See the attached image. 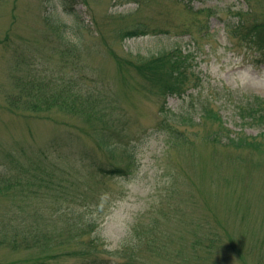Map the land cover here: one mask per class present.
<instances>
[{
    "label": "rangeland",
    "instance_id": "1",
    "mask_svg": "<svg viewBox=\"0 0 264 264\" xmlns=\"http://www.w3.org/2000/svg\"><path fill=\"white\" fill-rule=\"evenodd\" d=\"M46 13L59 23L79 18L98 29L96 38L86 30L71 36H83L88 79L119 119L109 124L112 142L121 155L134 148L137 169L130 176L101 172L124 160L107 161L87 121L6 107L11 81L4 36L15 37L17 48H28L24 39L43 41ZM238 19L264 24V0H0V172L9 175L7 162H60L44 199L27 202L11 195L19 191H0V225L10 219L22 225L37 211L52 221L40 227L48 235L45 250L3 244L0 264H264V125L241 121L234 111L241 99L264 98V56L224 27ZM136 24L149 27L147 35L122 39ZM176 46L193 54L201 81L195 85L190 77L183 97L150 93L127 63ZM203 103L222 117L223 127L201 122ZM168 111L194 121L177 127L163 121L171 119ZM230 134L260 147L229 145ZM85 152L95 162L85 160ZM75 216L83 220L81 231L70 226Z\"/></svg>",
    "mask_w": 264,
    "mask_h": 264
},
{
    "label": "trees",
    "instance_id": "2",
    "mask_svg": "<svg viewBox=\"0 0 264 264\" xmlns=\"http://www.w3.org/2000/svg\"><path fill=\"white\" fill-rule=\"evenodd\" d=\"M46 1L48 3L52 0ZM53 2L55 3L56 0ZM45 10L47 11V8ZM67 10L74 14L71 7ZM78 20L79 18L74 24L67 25L59 23L48 13L44 14L41 23L45 30L43 32L44 40L29 42L28 39H24L22 42L28 45V48H17L14 35L12 34L14 37V41H12L10 33L5 34L3 47L10 53L7 76L11 81V88L6 90L4 97L5 105L8 109L20 114L59 113L77 117L84 122L87 121L94 131V143L99 152L107 157V161L119 162V159L122 160V158L124 160L123 165L112 164L109 167L101 168V172L111 177H128L137 169L134 148H123L121 155L119 146L112 142L116 132L110 129L109 124L112 123V119L114 121L119 119L113 117L108 111L112 103L107 98L103 105L101 97L104 93L94 87L93 78L90 81L88 79V72L91 68L88 58L84 56L87 48L83 44V36L76 40H73L71 36L76 30L79 32L86 30L91 32V37L96 38L99 35L98 29H94L92 25H89L90 22H86L84 19ZM224 27L231 30L233 38L240 37L245 41L250 40L251 44L256 46L264 56V24L249 25L238 19L234 24H224ZM149 29L143 24H136L127 29L121 38L147 35ZM157 32L164 33L162 30ZM89 52H95L93 46L92 51L89 50ZM192 56L191 52H184L179 46H176L158 54L138 56L135 62H128L127 65L134 69L136 75L147 84L150 93L159 94L164 98L183 97L191 89L188 85L190 77L195 81V85L201 81L192 68L191 58L192 61L194 59ZM234 111L241 121L264 125V98L253 95L241 99L235 104ZM167 113L171 114V119L165 118L163 121L173 122L177 127L194 121L193 117L188 114H175L172 111ZM200 119L201 122L205 119H213L218 121L221 126L223 124L222 117L208 103L201 104ZM217 135L218 133L213 135L215 141L218 139ZM179 138H181V142L185 141L184 135ZM224 140L237 148L246 147L256 150L260 147L259 143L252 140L250 142L247 137L238 134H230ZM90 154L85 152L83 157L89 162H95L94 158H90ZM7 163L5 171L9 175L4 177L0 172V191H10V193L19 191L11 195L19 196V199L23 198L29 202L30 198L44 199L43 190L50 183L48 178L53 175L55 170H58L60 162L47 163L37 160V162H26V165L21 162ZM63 214L66 215V208L63 209ZM82 221L78 220L77 216L71 217V228L81 231ZM89 221L85 222L87 227H93L95 222ZM48 223H52V221H47L38 211L31 220L24 221L22 225L14 224L11 219L7 220L0 225V245L6 244L13 250H45L48 235L44 236L40 232V227ZM50 237L49 235V240ZM39 261L34 264H39Z\"/></svg>",
    "mask_w": 264,
    "mask_h": 264
}]
</instances>
